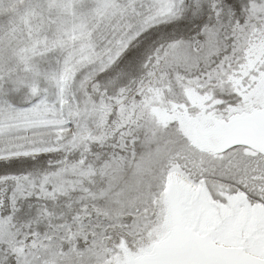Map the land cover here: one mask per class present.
<instances>
[{"label":"snow or ice","instance_id":"6c2138e0","mask_svg":"<svg viewBox=\"0 0 264 264\" xmlns=\"http://www.w3.org/2000/svg\"><path fill=\"white\" fill-rule=\"evenodd\" d=\"M76 80L0 82V264H264V0H118Z\"/></svg>","mask_w":264,"mask_h":264},{"label":"rangeland","instance_id":"374dc122","mask_svg":"<svg viewBox=\"0 0 264 264\" xmlns=\"http://www.w3.org/2000/svg\"><path fill=\"white\" fill-rule=\"evenodd\" d=\"M118 0H0V82L5 90H63L99 56Z\"/></svg>","mask_w":264,"mask_h":264}]
</instances>
